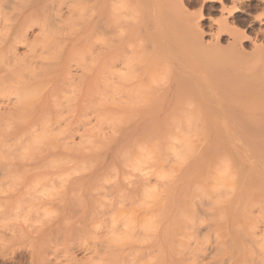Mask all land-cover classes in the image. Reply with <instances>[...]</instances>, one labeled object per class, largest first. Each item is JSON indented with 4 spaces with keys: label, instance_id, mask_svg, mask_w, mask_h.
I'll return each mask as SVG.
<instances>
[{
    "label": "bare ground",
    "instance_id": "bare-ground-1",
    "mask_svg": "<svg viewBox=\"0 0 264 264\" xmlns=\"http://www.w3.org/2000/svg\"><path fill=\"white\" fill-rule=\"evenodd\" d=\"M49 1L0 0V151H34L28 164L6 168L2 177L116 183L74 202L39 200L30 262L264 264L253 251L264 241V162L254 156L253 139L223 134L217 120L193 114L197 106L181 96L182 73L158 54L165 35L188 51L200 49L204 21L218 45L224 36L241 54L248 40L264 60V15L255 13L264 0H194L217 16L189 11L191 0H116L119 17L104 26L118 35L116 50L104 56L115 58L113 83L101 78L100 53L83 47V27L104 24L102 7L84 15L82 0H58L48 11ZM137 39L151 41L145 75L134 63ZM169 99L173 106L164 104ZM236 104L261 106L251 97ZM51 211L58 218L45 221Z\"/></svg>",
    "mask_w": 264,
    "mask_h": 264
},
{
    "label": "rangeland",
    "instance_id": "rangeland-1",
    "mask_svg": "<svg viewBox=\"0 0 264 264\" xmlns=\"http://www.w3.org/2000/svg\"><path fill=\"white\" fill-rule=\"evenodd\" d=\"M82 1L84 15L90 12L95 14L100 7L103 9L104 24L90 32L83 27V47L88 55L100 53L98 59L101 78L104 82L113 83L118 70L115 66V58L106 61L104 56L116 50L118 35L115 31L106 32L104 26L106 22H115L120 10L116 6V0ZM193 1L186 4L189 11L211 16L218 15ZM58 2V0H50L47 6L48 11L52 10L51 4L56 5ZM23 9L25 12L28 11L27 7ZM255 13L264 15V10H258ZM204 23L203 21V44L200 49L188 51L178 37L165 35L158 39L161 41L158 54L170 64L171 69L182 73L181 96L187 97L197 106L193 114L202 121L203 119L206 122L209 121V124L217 120L220 123L217 131L223 134L235 132L244 139L252 138L253 141H247L252 142L254 156L264 162V60L258 59V54L249 49L248 40H243L246 52L241 54H234L226 47L224 36L219 37L220 45H218L216 40L207 34L208 28ZM242 28L245 29L247 36L253 37L251 28L246 25ZM34 30H36L35 27L28 33L30 39ZM59 41L61 47L66 46L67 40L63 34H60ZM150 42L149 39H137L135 42L134 63L137 71L142 75H145L149 64L148 56L152 49ZM164 81L166 77L160 79L158 84L162 85ZM245 97L258 100L261 103L260 108L249 111L236 104ZM175 100L169 99L164 104L173 106ZM61 101L65 106L63 98ZM254 114H256L255 117H253ZM257 137L263 142L256 143ZM32 158H34V151L31 150L7 148L0 151V235L5 237L1 238L5 239L3 243L7 244V246L4 244L5 247L3 246L4 249L0 254V264H15L17 261H11L9 258L12 254L16 260L17 258L19 260L16 264H33L30 262L29 252L36 245L38 237L39 200L45 201V198H48V201L49 197H53L52 199L61 197L74 202L87 196H101L106 191L109 192L116 183V180H28L31 178L30 175L24 173H18L19 175L9 178L2 177L1 171H6V168L18 169L21 165L28 164ZM133 181L135 180H122L129 186ZM48 214L52 215L48 216L46 213L43 219L48 220L52 216L58 218L52 211ZM71 221L72 219L69 221L70 224ZM257 245L253 247V251L264 255V241ZM262 258L259 256L254 261Z\"/></svg>",
    "mask_w": 264,
    "mask_h": 264
}]
</instances>
